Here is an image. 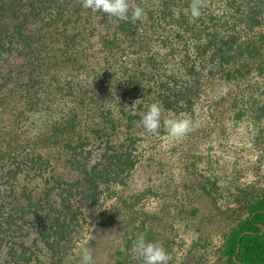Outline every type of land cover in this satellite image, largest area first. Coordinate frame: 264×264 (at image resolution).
<instances>
[{
  "label": "trees",
  "instance_id": "16d2710c",
  "mask_svg": "<svg viewBox=\"0 0 264 264\" xmlns=\"http://www.w3.org/2000/svg\"><path fill=\"white\" fill-rule=\"evenodd\" d=\"M218 1L221 2L212 1L218 3V9L208 13L202 8V15L191 23V0H129L132 7L145 9L142 26L138 21L109 20L102 13L82 8L78 0H0V59H18L21 55L23 61L18 71L13 70L11 64L6 70L5 64L0 65V99L5 95L4 102H11L13 106L2 108L1 122L9 121L10 118L12 122L15 120L12 112L21 94L33 100L27 99L22 106H18L22 111H30L29 123L33 131L26 138L20 134L18 136L11 129L6 132L0 129V184L8 185L7 199L0 200V236L3 231L10 237L9 240L3 239L1 246L10 250L16 246L24 252L30 249L21 241L28 232L23 225V214L26 210L30 211L28 206L31 205L34 207V220H39L43 212L52 209L44 205L45 202H51L48 196L51 188L47 183H57L58 187L64 183L58 175L45 177V170L49 164L52 166L54 163L53 166L59 167L61 163H68L78 153L80 156H91L94 151L89 145H94L93 142L98 140L105 146L103 153L112 151L109 156L116 161L107 164L104 176L95 172V166L83 171L84 175L78 182L84 183L85 197L92 192L96 197L99 194L93 185L95 175L107 182L114 178H108L109 171L113 170L116 175L131 170L133 162L130 158L134 151L136 156L145 155L144 158L152 161L157 168L165 165L161 159L177 155L179 150L186 154V157H177L186 160L183 168L187 174L185 179L188 178L184 183L189 184L184 185L187 188L181 191L179 204L170 197L175 215H172L169 223L166 224L164 220L168 198H164L162 206L155 213L151 212L152 215L145 212L138 214L122 204L133 214H122L121 209L117 208L110 213L105 223L97 222L100 226H111L114 217L118 213L122 214L120 216L124 224L118 229L123 234V251L120 254L123 258L118 264H135L126 253H129L128 249L138 234L144 233L147 241L154 242V237L162 236V231L167 227L175 229L173 219L178 218L180 223L186 221L185 224L196 233L192 246L197 248H206V242L210 240L209 231L199 227L203 226V222L212 224L216 220L226 223L227 229L222 233L217 247L222 257L220 264H264V176L259 174L264 162V28L259 26L257 13L254 14L256 20L249 21L251 19L243 16L239 8H231L236 0H224L222 5ZM237 6L241 7L240 4ZM247 8L255 13L254 8ZM216 10L219 12L216 13ZM169 21H177L178 25L176 28L170 27L168 33L160 37L158 31L169 27ZM244 23L252 33H244ZM149 36L153 37L150 39ZM121 45L133 56L119 66L122 70L116 69L119 75L110 83L112 72L114 74L111 66L118 62L113 51ZM45 48L52 52L48 58L41 56ZM88 63L92 64L90 68L93 71L89 89L83 80L75 76L63 80L64 73ZM173 67L186 76L181 85L178 83L175 87L168 85L166 80H158ZM209 76H218L227 83V96L211 103H197L192 98L196 92L195 85L201 78L207 80ZM257 79H262V85ZM104 81H107L108 86L105 92L101 90ZM128 90L134 92V98L138 96V90H144L143 94L147 98L150 92H158L160 102L154 99L153 103L161 104L165 109L158 134L146 133L141 124L148 103V107L138 104L140 112L132 115L124 110L127 105L121 106L125 103ZM39 92L45 93L46 97L60 94V103L52 110L45 107V103L40 106L35 100ZM108 97L119 101L120 107L108 105L105 111H99V105L106 104ZM66 98H69V104H65ZM113 113L121 114L119 120L123 122L122 127L114 123ZM17 114H21V111ZM184 117L192 121L191 130L180 139L170 137L163 127V118ZM244 121L250 127L246 138H251L244 144L254 145L261 151L259 158L251 163L243 146L232 150L229 144L235 134L234 126ZM134 123H139V126L134 128ZM142 131L146 135H139ZM163 135L172 139L173 144L161 151L156 138ZM112 136L117 139L114 142L117 147L111 143ZM145 138L148 143L144 145L142 140ZM215 144L223 145L225 158L217 157L219 153ZM198 148L211 157L202 158L199 162L203 170L198 166L195 152ZM53 166L47 170L53 172ZM31 169L37 170L35 177H41V181L36 183H43L44 186L39 196L36 195L40 191L35 194H29L28 191V183L34 182V177L29 178L34 176L29 172ZM241 172L243 175L250 172L254 178L238 185L236 182L229 184L234 191L229 194L226 189L225 193V180L234 179ZM68 186L70 191L60 198L59 208L53 209L56 213L61 210L69 213V210L73 212L75 209L69 200L78 191L73 183ZM64 188L65 185L61 188L62 192ZM18 194L23 198H18ZM227 195L232 196L230 201L226 200ZM220 200L224 201V205H221ZM56 201L52 199L53 203ZM11 204H15L17 213L11 207L7 209ZM211 211L215 214L207 219L198 215L199 212L209 215ZM45 214L48 216V212ZM65 218L66 214L63 215V221L57 224V231L68 234L73 216L67 219L66 224ZM52 219H58V214L53 215ZM39 238L46 242L42 231ZM45 244L55 253L51 243ZM160 246L166 252L170 248L168 242ZM33 252L31 250V255ZM0 256L14 260L12 255H5L1 251ZM27 256H24V260L30 258ZM168 264L176 263L169 260Z\"/></svg>",
  "mask_w": 264,
  "mask_h": 264
},
{
  "label": "rangeland",
  "instance_id": "374dc122",
  "mask_svg": "<svg viewBox=\"0 0 264 264\" xmlns=\"http://www.w3.org/2000/svg\"><path fill=\"white\" fill-rule=\"evenodd\" d=\"M132 1V0H130ZM216 0H204V7L203 9L208 13H213L214 9H218V3L212 2ZM219 2L221 5L224 2V0H220ZM237 2L234 3V5L231 6L234 10L239 8L242 12V15L245 17H248L249 21H255V15H257V21L260 22V27L264 28V0H236ZM241 5V7L237 5ZM181 5V3H180ZM179 5V6H180ZM228 7V6H227ZM247 7L254 8L255 13L251 12ZM227 14H229L230 10L227 8ZM232 11V10H231ZM219 12V10H216V13ZM189 15V14H188ZM190 17V15H189ZM255 19V20H254ZM141 21V22H140ZM248 21V22H249ZM138 23H140L142 26H144V17L142 20H139ZM192 23V22H191ZM169 27L163 30H159L158 35L160 37H164L167 33L169 28H176L175 26L178 25L177 21H169L168 22ZM244 33H252V30L249 29V26L247 27L244 23ZM254 26L257 28L256 24ZM259 27V28H260ZM153 36H149L148 38H152ZM85 41H83L84 44ZM46 49V48H45ZM115 53V58L118 60V62L113 63V66H111L112 71H114V74L112 72V76L110 77L112 80L109 81L110 83L113 81V79H116L119 75V73L116 72V69L120 71L121 67H119L121 64H125L127 61V58L132 57L133 55L130 53V51H127L125 49L124 45L119 46V49H115L113 51ZM49 49L44 50L41 53V56H48L51 54ZM30 57V56H28ZM47 57V58H48ZM11 59L13 61H11ZM22 57L21 55L18 56V59L15 58H7L5 61L0 59V65L2 66V63L5 64V70L8 68V64H11V67L13 70H20L21 69V63H22ZM87 62V61H85ZM176 63V62H174ZM178 61L175 66H177ZM92 64H87L81 68H76L72 72H67L62 75L63 80L65 81L68 78L76 77L78 79L83 80L84 85H86V88L89 89L90 82L92 81V69L90 68ZM128 65V64H127ZM0 66V67H1ZM174 66V67H175ZM169 69V71L164 72L160 76V81L166 80L168 85L175 87L178 83L181 85V81H184L186 79V76L179 73V71ZM24 68V67H22ZM122 70V69H121ZM89 73V74H88ZM218 74V73H216ZM220 74V73H219ZM218 74V75H219ZM192 78V77H191ZM210 78V79H209ZM207 80L205 78H201L200 82L195 85L196 92L192 94L193 100H195L197 103H206V101H217L219 98H225L227 96L228 91L227 89V83H225L223 80H221L218 76H209ZM193 79V78H192ZM262 79H257L260 85ZM12 83V82H10ZM107 81H104V86H101V90H107L108 86ZM110 85V84H109ZM183 87V86H182ZM15 89V87L13 88ZM144 90H138V96L134 98V92L129 91L125 97L124 104L121 106L127 105L124 110L126 113H130L131 115L133 113L140 112L138 107V104H144L143 106H147L146 103L149 104V106L153 103L154 99H157V101L160 102L158 97L157 91H152L149 94V97L147 98L146 95L143 94ZM4 94V93H3ZM18 96V95H17ZM25 97V98H24ZM6 99V96L4 95V98L0 99V129L2 131L6 130H12L13 132H16L19 136V134L26 138L30 132L33 131V127L31 126V116L30 111L28 109H25V111H22L21 107H18L19 105H23L24 101L27 99L33 101L31 98L24 96L21 94V97L17 100L16 109H13V114L15 117V120L12 122L6 121L1 122V116L2 111L5 108L13 107L11 102H4ZM53 100L52 102L50 100ZM35 100H37L41 105H44L45 107H49V110H52L58 102L60 103L61 96L60 94L57 95H48L46 97L45 93L39 92ZM65 104H69V98L64 99ZM138 100V101H137ZM3 102V103H2ZM2 103V104H1ZM43 103V104H42ZM52 103V104H51ZM104 104V103H103ZM108 105L117 106L120 107V102L117 100H111L110 97L107 98V102L104 105H99L98 110L99 111H105L106 107ZM200 107V105H197ZM197 107V108H198ZM3 108V109H2ZM25 108V107H23ZM112 108V107H111ZM199 109V108H198ZM197 109V110H198ZM18 111H21V114H17ZM60 113V112H59ZM119 113H113L112 119L115 120L114 123L117 124L118 127L121 126L120 116ZM226 122V121H224ZM11 123V124H10ZM17 124V125H16ZM139 123H134V128L139 125ZM245 121L240 123L237 126H234V132L233 138L229 140V144L231 145L232 150L237 148V146H243L244 147V153L246 154V157L249 158V162L255 161L257 158H259V155L261 153L260 149L257 148L254 145L251 144H244V142L248 143L246 138V132L249 131L250 127H247L245 125ZM122 127V126H121ZM252 131V130H251ZM233 132V133H234ZM15 133V134H16ZM139 135H146L145 132L139 133ZM111 143L114 144V142L117 140L115 137L110 138ZM143 144L145 145L148 143V139L145 138L142 140ZM150 140L149 142H151ZM252 141H254L252 139ZM156 142L158 144L159 150L168 149L170 144H173L172 139L168 138L166 135H163L161 137L156 138ZM94 145L90 144L89 147L93 149V154L89 157H85V155L80 156L79 153L77 154V157H73L72 159L68 160V163L62 164L59 167L53 166L55 170L52 172L51 170H47L51 168L52 166L49 164V167L45 170V177L49 176L50 174H54L55 176L58 175L61 177L62 181L64 183H61V187L57 186V183H47V186L51 189L48 191V197L51 202L50 203H44V205L47 208L46 212H48V216L43 212L42 216L39 217V220H34L36 217L33 214L34 207H31L29 205L28 209H30L29 212L27 210L23 214L25 222L23 225L26 226L28 229L27 234L24 236L23 240L25 245L30 246L29 250L22 251V249L17 248L16 246H13V250H10L9 248H6L4 245H0V251L3 254H10L14 257V260H11L10 258H5L0 256V264H80V256L79 252L82 248H88L92 254L95 261V264H118V261L121 262L123 255H120L123 251V234L119 231L121 229H118L119 227H122V224L124 222L122 221V218L120 215L126 214L127 212H131L133 214L134 212L142 213L145 212V214H153L151 212L157 211L162 206V202L164 201V198H168L166 200L165 204L168 206L166 208L167 213L165 214V223H169L172 220V215H175V208L170 205L172 203L171 198L173 197L174 203L179 204V199L182 196L181 191L187 187L184 185L189 184L184 183L187 178L186 172L184 170V163L186 160H180L178 159L177 155L179 156H185L186 154H182V150H179V154H174V156H171L170 158H164L161 159L165 162V165L162 167H155V164L152 163V161L147 160L144 158L145 155L141 154L140 156H136V152L134 151L131 156V161L133 162V166L130 168L127 173L119 172L115 175V172L113 170L109 171V179H113L107 182L99 180V177L95 175V183H93L94 186H96V191H98L99 194L94 195L92 194L88 197H85L84 193V183H79L78 181L81 180L84 174V170L92 169L94 166L96 167L95 172L101 173L103 175L106 166L110 161H116L115 158H112L111 152L108 151L106 154L103 153V146L98 142V140L93 142ZM175 145V142H174ZM217 145L216 150L219 154H217V157L219 158H225L226 152H223V145L215 144ZM115 147L118 145L114 144ZM105 147V146H104ZM32 148V147H31ZM30 148V149H31ZM226 150V149H225ZM145 152V151H144ZM185 152H187L185 150ZM196 154L198 155L197 161L198 166L201 170L202 167L199 162L202 161V158L208 159L211 157L206 156L205 152L203 154V149H196ZM234 152V151H233ZM199 153V154H198ZM105 154V155H104ZM124 159V158H123ZM121 159V160H123ZM170 159V160H169ZM182 159V158H181ZM113 168H116L115 166ZM112 168V169H113ZM117 169V168H116ZM159 169L160 172L157 170ZM31 175L29 178L34 177L33 183H28V191L29 194H35L36 196H39L41 194V191L43 190V183H36L38 180L41 181V177H35L37 176L38 172L37 170L31 169L29 171ZM188 173V172H187ZM246 173V172H245ZM250 172H247V174L243 175L242 172L236 177L232 178L231 180H225V193L228 191L229 194L232 193L233 186L230 187V185H233L231 183H245L250 181L254 178L253 175L248 174ZM261 176H264V162L261 166V171L259 172ZM43 175V174H42ZM21 178V175H19ZM104 176V175H103ZM192 176V175H191ZM57 177V176H56ZM111 177V178H110ZM158 177V178H157ZM157 178V179H156ZM76 185L75 188L78 191L76 193L75 197H71V200H69V203L72 205L73 212L69 213L64 212L63 210L56 213L53 211V209L59 208V201L60 198L64 195L66 196L67 193L70 191V188L68 184ZM7 183L0 184V200L3 201L4 198H6V193H8V190L6 187ZM230 184V185H229ZM64 188V191H61V188ZM227 189V191H226ZM187 190V189H186ZM91 191V190H90ZM176 197V198H175ZM226 197V196H225ZM9 197L8 199H10ZM18 198H23L19 196ZM226 200H231L232 196L226 197ZM7 199V198H6ZM52 199L57 200L56 203L52 202ZM95 199V200H94ZM164 203V202H163ZM221 205H224V201L220 200ZM122 204H125L127 207L131 208L132 210H127V207L124 208ZM130 205V206H128ZM11 207L14 209L13 211L16 212L15 204H11L10 206H7V209ZM121 209V213H118L113 219V222L111 223V226H108L107 224H104L105 226H100L99 223L102 221L105 223V220L110 215V213H113L116 211V209ZM72 209V208H71ZM32 211V212H31ZM7 212V210H5ZM27 212V213H26ZM54 212V214H53ZM155 213V212H154ZM58 214V219L55 221L52 219V216ZM66 214V220L71 219V215L73 216V221L70 222L68 226V234L57 231L59 227H57V224H60L63 221V215ZM130 214V213H129ZM206 212L203 214H199L201 218L209 217L212 214H215L213 211L209 213V215H205ZM244 215V213H242ZM20 219V218H19ZM180 218H178L179 220ZM205 219V220H206ZM75 220V221H74ZM174 221V228L167 227V229H164L162 231V236L157 235L154 237L153 241L158 243L159 245L165 244L168 242L169 244V250L167 253L169 254V257L171 261H174L176 264H220L222 262L221 260V254L220 252H217V247L219 246L221 239H222V233L227 229V225L224 221H218L211 220L212 224H209L207 222H203V226L200 225L199 227L203 230H207L210 233V240L206 242L208 246L206 248H197L192 246V242L194 241V238L196 237V233L193 231L191 226L188 224H185V222H179L176 219H173ZM99 221V223H97ZM195 221V220H194ZM173 222V221H172ZM196 222V221H195ZM207 224V225H205ZM195 226V224H194ZM119 232H118V231ZM25 231V228H24ZM43 232L46 236L45 241L47 243H51V247L53 250H55V253L51 251L49 246H46V242L42 241L39 238L40 232ZM7 234V232L5 233ZM3 231L0 236V242L4 243V240H9L10 237L6 236ZM198 234V233H197ZM132 246L128 249L129 253H126L127 256L131 259V261L135 264H143V261L135 257V253L132 251ZM31 250H33V255H31ZM29 255L28 260H24V256ZM28 257V256H27ZM122 257V258H121ZM7 259V261L5 259ZM219 259V260H218ZM218 261V262H217ZM217 262V263H216Z\"/></svg>",
  "mask_w": 264,
  "mask_h": 264
},
{
  "label": "clouds",
  "instance_id": "9594fccd",
  "mask_svg": "<svg viewBox=\"0 0 264 264\" xmlns=\"http://www.w3.org/2000/svg\"><path fill=\"white\" fill-rule=\"evenodd\" d=\"M81 7L90 9L93 13H102L109 20L130 21L136 23L146 15L140 6L132 7L129 0H78ZM204 0H191L189 5L190 22H194L201 15ZM138 101V100H137ZM165 109L163 105L152 103L142 116L141 124L148 134H158ZM163 127L168 135L175 139L185 136L192 128V121L187 118H163ZM132 251L143 264H168L170 259L166 250L158 243L147 241L144 233L137 235L133 242ZM80 264H95L93 254L88 248L79 252Z\"/></svg>",
  "mask_w": 264,
  "mask_h": 264
}]
</instances>
